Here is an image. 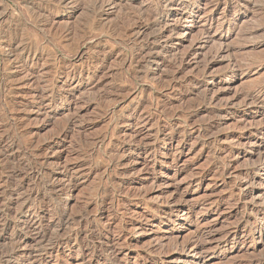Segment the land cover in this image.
<instances>
[{
    "label": "rangeland",
    "instance_id": "1",
    "mask_svg": "<svg viewBox=\"0 0 264 264\" xmlns=\"http://www.w3.org/2000/svg\"><path fill=\"white\" fill-rule=\"evenodd\" d=\"M160 1L0 0V152L7 150L10 162L0 159V251L24 234L13 219L19 204L43 199L33 187L36 169L61 178L69 166L77 186L52 202L75 219L60 230L71 237L69 244L46 250L34 264H108L102 248L125 239L132 247L122 249L119 259L159 264L155 257L169 252L168 263L176 264L182 246L195 242L207 226L219 233L236 229L235 195L264 193L244 179L264 176V164L255 168L247 160L256 148L264 156V136L255 131L264 127V0H221L210 15L201 12L197 25L174 22L185 13L180 6L165 10V49L145 63L138 36L154 32ZM236 2L249 5L245 18H234ZM212 17L214 32L220 18H228L232 32L224 37L234 52L231 66L239 70L232 75L228 62L218 58L213 75L198 78V58L186 60L183 54ZM251 27L259 31L245 39ZM82 62L89 70L72 75ZM221 70L226 71L221 77L214 75ZM201 84L207 93L199 90ZM41 88L47 92L40 94ZM248 92L261 101L243 105ZM211 96L220 100L212 103ZM232 101L234 107H225ZM149 113L158 116L145 124ZM134 134L155 143V155L151 147L147 153L121 152V166L113 164L120 142ZM12 193L19 204L9 211ZM176 205L182 209L169 214ZM169 245L181 253L170 252ZM208 247L205 264L258 260L264 258V231L256 229L245 242Z\"/></svg>",
    "mask_w": 264,
    "mask_h": 264
},
{
    "label": "bare ground",
    "instance_id": "2",
    "mask_svg": "<svg viewBox=\"0 0 264 264\" xmlns=\"http://www.w3.org/2000/svg\"><path fill=\"white\" fill-rule=\"evenodd\" d=\"M175 1L176 0H161L160 1L161 10H157V12L152 17L153 18V25L152 26H153V28H155V30L153 29L154 32L151 35H149L148 37L147 36L145 37V35H143L144 33L142 34L141 32H139L138 39H143V43L140 44V46H141L140 48H142V51H144L146 54V55H144L145 58L143 57L145 59V63H150V60H152L156 55H158V54L160 55V53H162V51L165 49V44H161V41L164 38V35L166 34V31H167V28H166L167 24L165 22L166 20L164 19L166 17L165 16V10H168L170 8L173 9L175 6H180L181 7L180 11H185V13L179 17L178 16L175 17L174 22L176 21L177 24H180L183 21L188 20L189 22H193L195 25H197L200 22L199 19L201 16V12L209 10L211 12H207V13H209L208 15H210V13H212V10H210L212 8H210V7L212 5H215V4L217 6L221 0H180L181 3L179 5H176ZM224 1L227 3H230L231 0H224ZM229 5H231V4H229ZM234 7L237 10V14H234V18L239 19V18H245L247 16L249 5L246 2L245 3L236 2V4H234ZM260 10L262 11V13H264V7L263 8L261 7ZM227 19H228L227 17H225L223 19L220 18L217 26H215L216 28H214L216 30L214 32L212 29L214 27L213 26L214 25L213 24L214 18L213 17L209 18V20H207V22H206V25L202 26L200 28L198 38L195 40V42L192 44V46L187 51H185V54H183L184 58L186 60L190 57H194V59L198 58L197 63L195 65L196 69H197V73H198V76H197L198 78H203L207 75H213V73H214L213 68L218 64V62H220V61H217L218 58H221V61L228 62L227 70L229 69V71L232 75H235L236 71L239 70V68H237L235 66L234 67L231 66V63L233 64V60H231V58L233 57V55H232L233 49H232L231 45L227 43L228 42L227 38L224 37L225 32H227L228 34H230L232 32L231 28L226 27ZM163 23H165V24L163 25ZM254 28H256V27H254ZM254 28L251 27V28L246 29V31L243 35L245 37V39H247V38L250 39L249 37L254 36L259 31V29L256 30ZM170 32H173V30ZM89 66L90 65H86L85 62L84 63L82 62L79 66L73 67L71 73H72V75L82 74L83 72L86 71V69L89 70ZM225 70L224 71L221 70V71H217V72L215 71L214 75L221 77L223 74H225V72H226ZM201 89H203L202 91H205V93H207V90H204L203 84L199 85V90H201ZM46 92H47V89L41 88L39 90L40 94H44ZM214 95H216V94H214ZM238 98H241V96H238L236 99H238ZM244 98H245V102L243 105H245V104L246 105L247 104L257 105L259 103V101H261L254 94L253 95L249 94V92H248V94L245 93ZM219 100H220V97H218V96L212 97L211 96L210 101L213 103V102H216ZM233 102L234 101H232L230 103H226L225 107H234L235 104ZM261 112L262 111H259L260 114H261ZM156 116H158V114H156V115L152 114L151 115V113H149L148 116L143 118V122L145 124H150L156 118ZM255 131H256L257 135L264 136V127L263 126H257ZM164 133L165 132H161V134H164ZM156 134H157V132H156ZM169 134H170L169 136H171V137H173L175 135L172 132V130L170 131ZM138 135L139 134H137V136H135V134H134V135L130 136V139H124V140H122V142H120L121 146L118 147L119 151L117 154L118 155V162L114 161L113 164H117L118 166H121V164H120L121 159L123 158V154L126 152L138 151V153H147L149 147L153 148V151L151 153L153 155H155L156 149H157V146L155 145V143H152L150 140H146L145 138L140 139V137H138ZM157 135L159 137L160 134H157ZM6 141H7V139H6ZM10 149H12V148L10 147ZM3 151L4 150H2L0 152V154H1L0 159L5 158L4 160L3 159L2 160L8 165V163H10V162H9L8 157H7V154L5 153V151H7V150H5L4 152ZM121 152L123 154H121L119 156V154ZM125 156H126V154H125ZM247 157H249L247 160L251 163V165L255 166V168L257 165L264 164V156L262 154V148H256L254 153H249L247 155ZM4 162H3V165L5 166ZM143 164H145V163H143ZM0 167H1V165H0ZM3 169H5V168H3ZM71 170L72 169L69 166L65 165L62 169V172H61L62 177L58 178V177H52L51 174L45 173L43 170L37 171V169H36L34 175H35V180L37 181V183H34L33 187L36 189L35 191L37 192L36 193L37 195H40V196L43 195V199H41L39 202L34 201L33 203H29V200H30L29 199V200L23 201V202H21V204H19V201L16 200L19 198L18 197L19 190H14L15 194L17 195L18 198H14V195H13L14 193H12L8 196L9 197V199H8L9 205L6 206V210L9 209V211H12L13 206L16 203L19 204V208L17 207L18 210L16 211V216L13 219H15V223H16L15 229H20V231H22V233H24V234L20 233V237H17L14 240L15 242H12V244L10 245L8 250L6 249V251L5 250L0 251V264H34V262H37V261L41 262V260H43L47 256L46 254H44V252H46V250H48V249H52V250L53 249H60L64 243L69 242L71 237L67 238V237L62 236L60 234V230L63 229L64 225L69 224L70 220L72 222H75V219L72 218L73 216L68 215V212H67L68 210L60 209L57 205H53L52 202H54V199L56 200L59 197H61V195L63 193H70V195L75 193V189H76L77 185H74L72 179L70 178ZM145 170H147L149 172V169L145 168ZM6 171H8V170H6ZM21 171H23V170H21ZM10 172H12V171H10ZM17 172H18V170H15L14 173H17ZM26 175H29V173ZM9 176H11V175H8V177ZM24 177H26V176H24ZM239 177H240V179H242L243 174H239ZM74 178H76V177H74ZM16 179L18 180V178H15L14 180H16ZM240 179H238L237 182H235V184H238ZM244 179L246 180L245 184L247 185V187L258 185L260 188H263V190H264V176L263 177H261V176H257V177L256 176H254V177L247 176V177H244ZM8 188H11V187H8ZM113 190H115V189H113ZM44 198L49 199V201L48 202L44 201ZM234 198H235V204H234L235 210L234 211H236L237 214L239 213L237 216L238 219L235 220L236 221V224H235L236 229L223 231V232L219 233V231H216L217 229L215 230V226L214 227H212L211 225L207 226L205 229H203L201 231V234L196 237L197 240L194 239V240H196L195 242L192 241L193 243H188V244L182 246L183 255L179 254V255H176L174 257V261H176V264H190L189 259L193 256H195L196 258L198 257L200 259V264H205L204 263L205 255L207 253H209L210 251H212L211 248L208 247V243H210V242L214 243L215 242L217 247L225 245L229 242L236 244L237 242H240L241 240L245 242L247 240V238H249V236H251V234L256 229H259L260 231H262V230L264 231V193H261V192L256 193L253 191V192H249L243 196H241V195L236 196L235 195ZM103 205H104V203H102V206ZM181 209H182L181 207H179V206L177 207V205H176L174 208L170 207V209L168 210L169 211L168 213L173 214L175 212H179ZM21 210H24V212H21ZM153 213L156 216V218L161 217L160 209L153 210ZM251 218H255V221L251 222ZM150 219L151 218H149L148 216H145V218H144V220L146 222L150 221ZM80 220H82V219H80ZM78 222H79V226H80L82 221L81 222L78 221ZM94 222H95V220L93 221V223ZM96 222H98V221H96ZM250 222H251V225H249ZM244 223H248V225H246V227L243 226L244 229L241 230V226L244 225ZM76 224H78V223H76ZM89 225H91V222L86 221L84 228L88 229ZM76 226H78V225H76ZM18 227H20V228H18ZM80 232H82V231H80ZM28 234L31 236V239L27 238ZM79 234L80 233L76 234V236H75L77 241L79 239V236H78ZM65 235H66V233H65ZM14 237H16V236H14ZM79 241H81V240H79ZM94 243H96V242H94ZM120 244L119 243L111 244L110 246L107 247L108 249L102 248L103 253L105 254L106 261H108V264H147L146 259L143 260V258H142L141 262L135 261L133 263L129 259H124V258L119 259L118 256H119V253L121 252L122 249H125V248L129 249L132 247L131 242L128 241L127 239H125L123 245H120ZM248 248H249V245H248ZM169 251L170 252L171 251H175V252L179 251L180 252L181 250H179L178 247L173 246L169 249ZM168 253L169 252H166L165 254H162L158 257H155L154 261L158 262L159 264H169L168 259H167ZM249 260L247 261V263H243L241 261H239V263H235V262L234 263L235 264H264V258H261L258 260H254L252 258L251 261H249Z\"/></svg>",
    "mask_w": 264,
    "mask_h": 264
}]
</instances>
